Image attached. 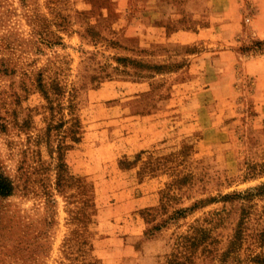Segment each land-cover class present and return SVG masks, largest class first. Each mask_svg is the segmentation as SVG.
Masks as SVG:
<instances>
[{"label": "rangeland", "instance_id": "rangeland-1", "mask_svg": "<svg viewBox=\"0 0 264 264\" xmlns=\"http://www.w3.org/2000/svg\"><path fill=\"white\" fill-rule=\"evenodd\" d=\"M0 264H264V0H0Z\"/></svg>", "mask_w": 264, "mask_h": 264}, {"label": "trees", "instance_id": "trees-1", "mask_svg": "<svg viewBox=\"0 0 264 264\" xmlns=\"http://www.w3.org/2000/svg\"><path fill=\"white\" fill-rule=\"evenodd\" d=\"M9 194H10V184L0 178V195L6 196Z\"/></svg>", "mask_w": 264, "mask_h": 264}]
</instances>
